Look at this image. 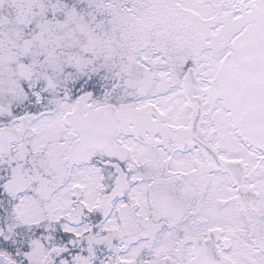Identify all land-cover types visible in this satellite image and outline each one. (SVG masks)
<instances>
[{"label": "snow or ice", "instance_id": "obj_1", "mask_svg": "<svg viewBox=\"0 0 264 264\" xmlns=\"http://www.w3.org/2000/svg\"><path fill=\"white\" fill-rule=\"evenodd\" d=\"M0 264H264V0H0Z\"/></svg>", "mask_w": 264, "mask_h": 264}]
</instances>
